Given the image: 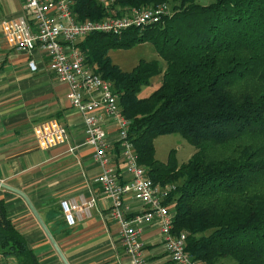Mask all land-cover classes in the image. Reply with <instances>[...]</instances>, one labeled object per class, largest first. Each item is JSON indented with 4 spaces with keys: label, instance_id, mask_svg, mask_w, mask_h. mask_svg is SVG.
Returning a JSON list of instances; mask_svg holds the SVG:
<instances>
[{
    "label": "trees",
    "instance_id": "16d2710c",
    "mask_svg": "<svg viewBox=\"0 0 264 264\" xmlns=\"http://www.w3.org/2000/svg\"><path fill=\"white\" fill-rule=\"evenodd\" d=\"M72 0L78 21L169 5L157 24L119 35L93 33L79 47L85 64L112 84L128 136L153 184L174 185L173 229L206 264H264V0ZM149 43L163 61L129 72L109 52ZM161 84L140 98L154 77ZM179 135L195 153L178 165L155 159L154 140ZM0 253L39 264L0 201ZM229 259L230 263L226 262Z\"/></svg>",
    "mask_w": 264,
    "mask_h": 264
},
{
    "label": "built area",
    "instance_id": "2783aa9c",
    "mask_svg": "<svg viewBox=\"0 0 264 264\" xmlns=\"http://www.w3.org/2000/svg\"><path fill=\"white\" fill-rule=\"evenodd\" d=\"M19 1L20 15L1 22V38L9 49L29 57L27 67L31 73L37 72L38 63L42 62L50 74L67 86V99L83 119L84 145L93 151L92 161L100 170L94 182L110 203L109 217L119 227L128 264H147L140 235L150 223L158 227L169 261L206 264L185 251V234L172 233L175 200H166L175 186L153 184L146 169L138 164L128 136L130 121L122 113L119 95L110 82L85 64V54L78 46L93 33L119 35L129 28L157 24L163 16L172 14L168 5L131 9L120 17L78 21L72 12V0ZM33 136L39 149L70 141L67 128L57 121L37 126ZM132 203L139 209L135 210ZM94 207L93 198L60 201L63 219L70 227L89 219Z\"/></svg>",
    "mask_w": 264,
    "mask_h": 264
},
{
    "label": "crops",
    "instance_id": "0c3cea01",
    "mask_svg": "<svg viewBox=\"0 0 264 264\" xmlns=\"http://www.w3.org/2000/svg\"><path fill=\"white\" fill-rule=\"evenodd\" d=\"M19 15L20 9L13 16ZM2 42L0 182L25 194L68 264H128L119 227L109 217L110 203L94 182L100 170L92 161L93 151L84 145L83 119L67 99V86L50 74L35 55L40 63L38 71L31 73L27 67L29 57L15 53ZM41 60L46 63L42 57ZM50 121L67 128L69 144L39 149L33 131ZM70 148L76 150L71 152ZM80 197L93 198L95 207L89 219L70 227L63 219L60 201ZM0 201L39 264H63L25 201L2 188ZM140 240L147 264H175L163 250L162 235L155 223L144 226ZM0 264L16 263L0 253Z\"/></svg>",
    "mask_w": 264,
    "mask_h": 264
},
{
    "label": "rangeland",
    "instance_id": "374dc122",
    "mask_svg": "<svg viewBox=\"0 0 264 264\" xmlns=\"http://www.w3.org/2000/svg\"><path fill=\"white\" fill-rule=\"evenodd\" d=\"M214 0H200L202 5H208ZM19 0H0V23L3 20L11 19L15 11H19ZM167 10L172 11L168 5ZM3 39L0 37V43ZM80 48V47H79ZM109 58L113 65L117 66L123 72H129L133 67L137 65L140 60L144 61H159L164 67L163 61L157 56L153 47L149 43L139 44L131 48L130 50H114L109 52ZM91 68V67H90ZM91 70H93L91 68ZM161 84V76L154 77L150 80V84L147 87H143L139 97L143 98L149 96L154 90ZM171 150H174L176 155V161L178 165L184 164L195 153L194 147L189 145L179 135H167L160 136L154 140L155 159L158 162L165 163L168 154ZM226 262L230 263L229 259Z\"/></svg>",
    "mask_w": 264,
    "mask_h": 264
},
{
    "label": "water",
    "instance_id": "95a60500",
    "mask_svg": "<svg viewBox=\"0 0 264 264\" xmlns=\"http://www.w3.org/2000/svg\"><path fill=\"white\" fill-rule=\"evenodd\" d=\"M0 188L18 195L19 197H21L25 201L27 207L29 208V210L33 214L34 218L36 219V221L39 224V226L41 227V229L43 230L44 234L46 235L47 239L51 243L52 247L54 248L55 252L57 253V255L60 258V260L62 261V263L63 264H68V262L65 259L64 255L60 251L59 247L57 246V244L53 240L52 236L50 235L49 231L47 230V228L45 227L44 223L42 222L41 218L39 217L37 211L35 210V208L31 204L29 199L25 196V194L23 192L17 190V189H14V188L4 184V183H1V182H0Z\"/></svg>",
    "mask_w": 264,
    "mask_h": 264
}]
</instances>
